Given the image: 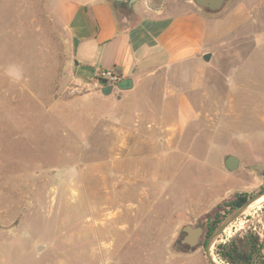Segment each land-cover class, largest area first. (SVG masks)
<instances>
[{
  "label": "rangeland",
  "instance_id": "374dc122",
  "mask_svg": "<svg viewBox=\"0 0 264 264\" xmlns=\"http://www.w3.org/2000/svg\"><path fill=\"white\" fill-rule=\"evenodd\" d=\"M77 1L0 0V264H209L227 199L264 186V0L209 13L217 39L190 68L184 123L164 71L128 98L90 87L67 27ZM263 218L261 197L211 243L213 259ZM183 223L213 227L192 253L171 250Z\"/></svg>",
  "mask_w": 264,
  "mask_h": 264
},
{
  "label": "crops",
  "instance_id": "0c3cea01",
  "mask_svg": "<svg viewBox=\"0 0 264 264\" xmlns=\"http://www.w3.org/2000/svg\"><path fill=\"white\" fill-rule=\"evenodd\" d=\"M122 8L124 14L117 10ZM122 8L111 0H79L69 5L67 27L74 41L76 69L85 70L91 78L103 68L130 78L132 87L121 92L124 98L142 86L140 80L164 71L174 81L165 89L170 92L165 99L175 105L173 122H187L193 115L187 94L192 88L190 68L217 39L211 33L215 26L210 12L191 0H146ZM184 72L191 77L182 85L177 77ZM147 89L152 90L150 85Z\"/></svg>",
  "mask_w": 264,
  "mask_h": 264
},
{
  "label": "water",
  "instance_id": "95a60500",
  "mask_svg": "<svg viewBox=\"0 0 264 264\" xmlns=\"http://www.w3.org/2000/svg\"><path fill=\"white\" fill-rule=\"evenodd\" d=\"M113 4L118 5V6H132L137 0H111ZM193 1L197 6L204 8L205 10L209 12H216L222 6L224 5L226 0H191ZM210 57L209 53H206L203 55L204 60H208ZM132 87V81L130 78H123L116 84V88L118 90H127ZM113 91V88L111 86H104L101 88L100 92L104 95H107ZM239 158L233 154H225L222 159V165L225 168L226 171L228 172H233L238 168L239 165ZM258 175H261V173L264 171V167L261 168H254L253 169ZM264 195V189L260 190L248 198L236 207L234 210L229 212L221 221L220 223L214 228V230L211 232L209 238H208V243L205 246V256L209 262V264H221L216 262L210 251V245L211 243L215 240L217 236L220 235V233L234 220H236L243 212L244 210L256 199L260 198L261 196ZM227 199V197H225ZM219 201H216L213 205L216 206ZM204 233V229L202 226H193L190 223H183L179 230L178 234L171 246V250L177 251V252H182V253H192L195 250L196 245L199 242V239ZM185 244L186 245V250H181L177 248V244Z\"/></svg>",
  "mask_w": 264,
  "mask_h": 264
},
{
  "label": "flooded vegetation",
  "instance_id": "af4514ba",
  "mask_svg": "<svg viewBox=\"0 0 264 264\" xmlns=\"http://www.w3.org/2000/svg\"><path fill=\"white\" fill-rule=\"evenodd\" d=\"M123 6H120V8H122ZM261 176L264 177V171L261 173ZM264 188L259 187V189L257 190H263ZM256 193V192H255ZM228 200L225 202L227 203ZM227 209H230L229 207H227ZM235 209V208H234ZM233 209V210H234ZM232 211V210H231ZM230 210H227L226 213H222V218L223 219L229 212H231ZM258 225H254L253 227V232H251L250 234H238V238L235 237L232 240L228 241V243H224L223 246H237V250L238 252L241 250V248L243 247V251L244 255H243V260H238L236 258L239 257V254H233L234 258H235V262L231 263L232 261H229V258L225 255L222 261V264H261L264 263V218L263 220H257ZM204 229V233L207 232L204 223H202L201 225ZM203 233V234H204ZM249 236H253V237H257V241L253 242V244L251 242H249ZM199 243V242H198ZM184 246H186L185 244H183ZM242 246V247H241ZM250 246H258L260 248L259 252H256V248L252 251ZM237 252V253H238Z\"/></svg>",
  "mask_w": 264,
  "mask_h": 264
},
{
  "label": "trees",
  "instance_id": "16d2710c",
  "mask_svg": "<svg viewBox=\"0 0 264 264\" xmlns=\"http://www.w3.org/2000/svg\"><path fill=\"white\" fill-rule=\"evenodd\" d=\"M261 188H264V186H261ZM246 200V197L245 196H236L234 199L230 200L229 202L225 203V207H229L230 209H227V210H233L234 208L238 207L239 205H241L244 201ZM254 207V206H253ZM223 216V215H222ZM221 216V217H222ZM216 223V222H215ZM214 223V224H215ZM214 226V225H213ZM213 228V227H212ZM211 227H209L208 230H212ZM249 242H251L253 244V242H256L257 241V237H253V236H249ZM242 247V246H241ZM221 255L222 257L224 258V256L226 255L228 258H229V261H232L231 263H234L235 261V258L233 256V254H239V257L236 258V259H240V260H243V255H244V252L243 251V247L241 248V250L238 252L237 250V246L233 245V246H221ZM251 250L253 251L255 248L256 252L258 253L260 248L258 246H250ZM238 252V253H237ZM261 264H264V263H261Z\"/></svg>",
  "mask_w": 264,
  "mask_h": 264
},
{
  "label": "built area",
  "instance_id": "2783aa9c",
  "mask_svg": "<svg viewBox=\"0 0 264 264\" xmlns=\"http://www.w3.org/2000/svg\"><path fill=\"white\" fill-rule=\"evenodd\" d=\"M121 79V75L113 69H98L92 76L90 87L98 91H100L104 86H111L113 89H117L116 84Z\"/></svg>",
  "mask_w": 264,
  "mask_h": 264
},
{
  "label": "bare ground",
  "instance_id": "6f19581e",
  "mask_svg": "<svg viewBox=\"0 0 264 264\" xmlns=\"http://www.w3.org/2000/svg\"><path fill=\"white\" fill-rule=\"evenodd\" d=\"M261 197H264V195H263V196H261ZM261 197H260V198H261ZM260 198H258V199H260ZM258 199H256L255 201H253L251 204H253V203L257 202V201H258ZM251 204H250V205H251ZM226 228H227V227H226ZM226 228H225V229H226Z\"/></svg>",
  "mask_w": 264,
  "mask_h": 264
}]
</instances>
